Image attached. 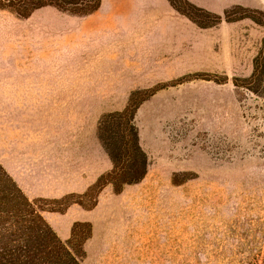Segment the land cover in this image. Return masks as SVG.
<instances>
[{
	"label": "rangeland",
	"instance_id": "rangeland-1",
	"mask_svg": "<svg viewBox=\"0 0 264 264\" xmlns=\"http://www.w3.org/2000/svg\"><path fill=\"white\" fill-rule=\"evenodd\" d=\"M174 1L0 8V163L82 264L264 256V0ZM133 107L117 189L99 124Z\"/></svg>",
	"mask_w": 264,
	"mask_h": 264
},
{
	"label": "trees",
	"instance_id": "trees-1",
	"mask_svg": "<svg viewBox=\"0 0 264 264\" xmlns=\"http://www.w3.org/2000/svg\"><path fill=\"white\" fill-rule=\"evenodd\" d=\"M73 1L0 0V8L28 17L41 7L61 8ZM101 1L87 0L90 11L96 10ZM170 1L177 5L174 0ZM135 113L136 107L110 113L99 124V138L113 163V169L103 178L104 184L117 189L141 181L148 169V157L134 122ZM83 257L81 248L78 250L71 242L59 238L40 209L0 163V264H82ZM254 262L264 264V256L257 253Z\"/></svg>",
	"mask_w": 264,
	"mask_h": 264
}]
</instances>
